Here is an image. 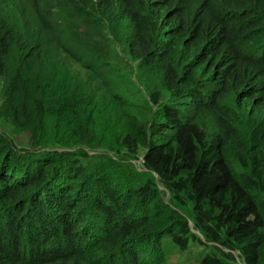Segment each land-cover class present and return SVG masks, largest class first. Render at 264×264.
Listing matches in <instances>:
<instances>
[{"label": "trees", "instance_id": "16d2710c", "mask_svg": "<svg viewBox=\"0 0 264 264\" xmlns=\"http://www.w3.org/2000/svg\"><path fill=\"white\" fill-rule=\"evenodd\" d=\"M30 2L0 11V117L29 131L0 129V264H264V0ZM54 7L119 29L157 81L160 119L127 114L112 153L42 147L48 98L94 138L80 82L51 85Z\"/></svg>", "mask_w": 264, "mask_h": 264}, {"label": "rangeland", "instance_id": "374dc122", "mask_svg": "<svg viewBox=\"0 0 264 264\" xmlns=\"http://www.w3.org/2000/svg\"><path fill=\"white\" fill-rule=\"evenodd\" d=\"M20 3L31 6L30 0H0V11L14 18L22 12ZM51 6H55V3L52 2ZM52 12L55 16L53 22L57 23L63 34V46L48 53L51 67L49 78L53 79L51 85H68L71 78L80 82V86L73 84V87L77 92H82V112L91 116L94 138L88 143H79L72 135L68 122L58 120L48 98L42 147H82L91 154L112 153L111 141L125 131L127 114L160 119L148 95L157 81L130 56L124 35L119 29L108 27L107 21L98 16L88 19L57 7ZM5 92L4 79L0 77V111ZM122 100L129 105L128 112ZM0 129L10 134L19 148L28 146L29 131H13L9 122L1 117ZM141 161V158L129 159L137 169L142 168ZM184 214L189 216V213ZM202 253L203 248L195 247L191 252L179 254L178 261L184 256L196 261Z\"/></svg>", "mask_w": 264, "mask_h": 264}, {"label": "clouds", "instance_id": "9594fccd", "mask_svg": "<svg viewBox=\"0 0 264 264\" xmlns=\"http://www.w3.org/2000/svg\"><path fill=\"white\" fill-rule=\"evenodd\" d=\"M23 5H24V4L21 5V3H20V6H21V7H22ZM1 118H2V117H1ZM3 131H4V130H3ZM13 141H14V140H13Z\"/></svg>", "mask_w": 264, "mask_h": 264}]
</instances>
